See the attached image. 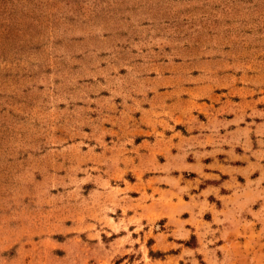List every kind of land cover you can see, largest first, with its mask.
<instances>
[{
    "label": "rangeland",
    "instance_id": "rangeland-1",
    "mask_svg": "<svg viewBox=\"0 0 264 264\" xmlns=\"http://www.w3.org/2000/svg\"><path fill=\"white\" fill-rule=\"evenodd\" d=\"M173 86L264 108V0H0V264L210 263L141 118ZM232 185L264 218V170ZM256 223L228 263L264 264Z\"/></svg>",
    "mask_w": 264,
    "mask_h": 264
},
{
    "label": "crops",
    "instance_id": "crops-1",
    "mask_svg": "<svg viewBox=\"0 0 264 264\" xmlns=\"http://www.w3.org/2000/svg\"><path fill=\"white\" fill-rule=\"evenodd\" d=\"M194 90L193 97L182 98L188 103L184 104L173 86L153 96L156 100L160 95L171 97L162 109L151 100L150 106L143 109L141 118L148 127L147 134L154 132L156 137H162L158 140L172 142L161 169L173 175L171 190L165 189V193H173L174 199L160 201L178 207L176 214L183 217V225L175 234L178 232L182 240L196 236L199 250L207 253L209 264H244L228 263L226 256L239 250L248 256L255 254L252 239L259 234H254L253 226L264 218L252 206L254 201L243 202L235 196L239 193L233 189L232 181L237 182L241 174L264 170V108H259L254 98L235 101L229 99L228 93L209 86ZM244 203L249 210H243ZM184 212L188 213L185 217ZM244 219L252 229L246 236L242 226H237ZM234 248L235 252H231ZM210 254L217 256L210 258Z\"/></svg>",
    "mask_w": 264,
    "mask_h": 264
}]
</instances>
